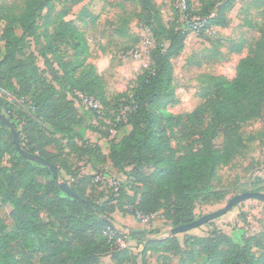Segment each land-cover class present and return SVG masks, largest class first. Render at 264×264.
<instances>
[{
    "label": "trees",
    "instance_id": "obj_1",
    "mask_svg": "<svg viewBox=\"0 0 264 264\" xmlns=\"http://www.w3.org/2000/svg\"><path fill=\"white\" fill-rule=\"evenodd\" d=\"M80 1L23 0L17 13L10 7L0 8V91L16 100L27 98L30 108L13 113L15 104L0 96V114L16 129L24 151L54 165L60 181L66 182L61 172L73 178L68 186L79 197L62 191L49 168L22 157L9 129L0 122V207H11L10 230L0 217V264H32L34 260L38 264H100L103 255H109L114 264H135L137 255L120 246L118 239L135 240L142 245L143 255L151 251L159 255L158 261H168L161 256L175 254L182 258L180 264H264V229L243 234L240 243L217 228L203 236L184 235L180 243L177 236L159 238L156 231L126 236L110 217L114 211L149 219L159 215L174 228L195 220L197 203L223 200L224 194L212 184L217 170L240 157L255 140L245 136L242 127L264 119V20L253 26L259 36L237 62L235 76L199 75L201 102L192 111L175 115L168 111L177 103L171 60L184 50L191 32L187 22L176 18L165 23L153 0H135L136 18L149 31L153 47L130 92L109 99L95 66L86 64L90 52L84 33L74 22L65 21L71 5ZM234 2L213 0L194 13L191 0H185L186 14L188 19H200L199 36H205L211 27L227 26V12ZM57 5L62 9L55 15ZM28 39L35 46L42 39L37 55L44 59L45 71L38 68ZM62 47L70 53H63ZM239 51L237 47L235 52ZM74 92L97 101L100 113H79ZM86 118L98 126L82 127ZM19 119H23L21 129ZM104 121L116 131L126 126L130 130L119 140L109 139L110 126ZM100 126L107 127V132ZM86 130L108 140L106 155L84 138ZM218 138L220 147L215 144ZM73 158L94 172L105 166L118 174L127 172L125 183L119 184L117 192L110 188L113 197L95 204L85 197L89 178L74 175ZM262 191L253 186L242 193Z\"/></svg>",
    "mask_w": 264,
    "mask_h": 264
},
{
    "label": "rangeland",
    "instance_id": "obj_2",
    "mask_svg": "<svg viewBox=\"0 0 264 264\" xmlns=\"http://www.w3.org/2000/svg\"><path fill=\"white\" fill-rule=\"evenodd\" d=\"M153 1L165 23L174 21L177 18L179 23L184 24L185 17L176 8L177 0ZM210 1L213 0H191V11L199 13L201 6L208 4ZM22 4L23 0H0V8L10 7L16 13ZM69 5L71 3L65 4L66 7H69ZM61 9L62 5H57L55 15ZM214 11L215 8L212 9V12ZM138 13L139 7L135 0H81L76 5H71L65 17V21L74 22L77 28L84 33L90 52L86 64L95 66L105 85V92L109 99L119 93L130 92L136 75L147 62L145 58L147 53L153 47V43H147L151 35L136 18ZM227 18L228 24L226 27L220 29L211 27L207 29L208 32L205 33V36H195V34L188 33L184 42L183 53L175 60L174 81L176 89L174 93H176L179 104L168 108L169 112L175 115L190 112L201 102L198 97L199 86L197 84L199 75L213 74L228 79L235 76L237 62L246 56L248 46L259 36L253 26H257L264 20V0H235L231 9L227 12ZM16 33L20 35V30L17 29ZM121 34H124V36H121ZM28 40L31 42L32 49L37 56L36 64L38 68L45 71L44 59L37 55L42 45V39H39V44L36 46L33 39ZM237 47H240L239 52H235ZM136 49H139L142 53L139 58H135L133 55L132 51ZM62 51L63 53H70L64 47H62ZM0 96L9 103L15 104L16 107L13 113L18 108H21L24 112H28L30 109L26 105L28 104L27 98L16 100L6 91H0ZM73 100L75 102L76 99ZM75 105L79 113L84 114L86 112L76 102ZM19 121L20 128L23 119H19ZM91 122L94 121L86 118V122L82 127ZM96 123L95 121V125ZM104 123L107 124L108 122L104 121ZM109 126V139H120L126 133L125 127L116 131L113 125L109 124ZM111 129L114 131L110 132ZM100 130L107 132V127L100 126ZM242 132L245 136H254L255 140L246 145L240 157L235 158L228 166L219 168L217 170L218 178L212 183L215 191L224 194L223 200L212 205L197 203L194 209L195 220L222 208L230 198L241 194L242 190H250L253 186L264 189V137L258 136V134L264 133V119L259 118L246 124L242 127ZM89 139L92 143H96V135L91 134ZM215 144L220 147L221 138H218ZM107 145V140H102L101 148L104 152L107 150ZM171 146L176 148L173 141ZM70 163L76 177L79 175L89 178L84 184L86 187L85 197L95 204H101V201L113 197L111 187L107 184V178H116L119 184H122L125 183L127 177V172L118 174L111 171L108 166L94 172L87 164L84 165V162L77 161L76 158L71 159ZM125 171H128V169ZM61 173L68 185L73 183V178L70 175L68 176L64 172ZM104 178H106V181L103 180ZM124 189L126 188L124 187ZM128 195L132 196L133 192L130 191ZM122 203H125V200ZM10 210V206L0 207V217L9 230L11 228ZM110 217L115 228L123 233L130 230L156 231L158 232L157 236L161 237L171 228L165 224L159 215L150 218L147 222L120 211H114ZM216 228L231 235L237 242L241 241L240 236L243 234H251L256 231V228L258 231L263 230V203L254 199L242 201L222 217L180 234L177 239L181 243L184 235H202L203 233H210ZM122 241L131 249L133 254L137 255L135 264H180V259H182L180 256L172 254L161 256L168 258V261L165 259L158 261L157 257L159 255L156 253L150 251L143 255L142 245L135 240L126 239ZM99 263L114 264L109 255L101 256ZM32 264H38L37 260H34Z\"/></svg>",
    "mask_w": 264,
    "mask_h": 264
},
{
    "label": "water",
    "instance_id": "obj_3",
    "mask_svg": "<svg viewBox=\"0 0 264 264\" xmlns=\"http://www.w3.org/2000/svg\"><path fill=\"white\" fill-rule=\"evenodd\" d=\"M0 122L9 129V132H10V134L12 136V140H13V143L15 145V148H16V150L19 152V154L22 157H24V158H26V159H28L30 161H34L36 163H39V164L49 168V170L54 175V177H55V179L57 181L58 187L62 191H64L66 194L79 199L78 195L74 191H72L70 189V187L68 186V184L66 182L59 180V172H58L57 168L54 165H52L51 163L45 161L44 159H42L38 155L29 154V153H27L26 151H24L22 149V147L20 145V142H19V139H18V134H17L16 129L13 127V125L10 123V121L3 114H0ZM249 199H256V200L261 201V202L264 203V193H260V192H244V193L235 195L232 198H230L222 208H220V209H218L216 211H213L211 213H208L206 215H203V216L199 217L198 219H196V220H194V221H192L190 223H187V224H184V225H181V226H178V227L170 228V229H168L166 231L164 236H161L159 238L175 237V236H178L180 234L189 232V231H191L193 229L199 228V227L205 225L208 222H211L213 220H216V219L222 217L223 215L228 213L233 207L237 206L242 201L249 200ZM102 219L105 222L109 223V220H108L107 217H102ZM135 233L136 234L137 233H142V231H132V230H130V231L124 233V234L126 236H129V235H132V234H135Z\"/></svg>",
    "mask_w": 264,
    "mask_h": 264
},
{
    "label": "built area",
    "instance_id": "obj_4",
    "mask_svg": "<svg viewBox=\"0 0 264 264\" xmlns=\"http://www.w3.org/2000/svg\"><path fill=\"white\" fill-rule=\"evenodd\" d=\"M176 4H177V6H176L177 10H179L181 15H184L185 21L187 22L188 27L191 29L190 33L195 34V36H199V30L202 27V22L200 21V19H198L196 17H194L192 19H188L187 14H186L185 0H177ZM206 32H208V31L206 30L205 33ZM148 42L153 43L151 37L148 39L147 43ZM132 52H133V55L135 58H139L142 56V53L140 52L139 49H136ZM145 58L147 60L148 53H147ZM146 63L143 65L144 67L146 66ZM73 99H76L75 102L78 104V106L80 108H83L85 111H92L93 110V111H96L97 113H100V111L102 110L100 104L97 101H95L92 98L87 97V96H85L79 92H74ZM113 128H114V126H113ZM114 130L111 129L110 132H112ZM98 178L100 179V177H98ZM106 178H104L103 180L106 181ZM100 181H102V180H100ZM107 184H109V186L111 188H113L114 192H117L118 187H119V181L116 178H110V179L107 178ZM135 217H137L139 220H142L143 222H147L149 220L148 217H143L140 214H136ZM117 243H119L120 246L125 245V243L121 239H118Z\"/></svg>",
    "mask_w": 264,
    "mask_h": 264
},
{
    "label": "crops",
    "instance_id": "obj_5",
    "mask_svg": "<svg viewBox=\"0 0 264 264\" xmlns=\"http://www.w3.org/2000/svg\"><path fill=\"white\" fill-rule=\"evenodd\" d=\"M183 53V52H182ZM181 56V54L179 55V56H177V57H174V58H172V60H171V62H172V65H173V75L175 76V60H177L179 57ZM174 85H175V81H174ZM175 89H176V87H175ZM175 91V90H174ZM176 94V93H175ZM176 99H177V103L175 104V105H178L179 104V100H178V98L176 97ZM75 107L77 108V106L75 105ZM169 110V109H168ZM91 124H95V121L94 122H91ZM123 129V128H122ZM125 130H126V133H128L129 132V130H130V128L128 127V126H126L125 127ZM125 133V134H126ZM91 134H94V135H96V143H92V141L90 140H88V138H90V135ZM124 134V135H125ZM85 139H87V141L89 142V143H91V144H96V145H98L100 148H101V142H102V140H107V139H105V138H103L100 134H97V133H92V132H89L88 130H86L85 131V137H84ZM117 140H119V139H117ZM107 142H108V140H107ZM108 145H109V143H108ZM107 145V150H106V152H104L103 150H102V148H101V152H102V154H104V155H106L107 153H108V146ZM88 167H90L89 165H87ZM91 168V167H90ZM92 170V169H91ZM220 230V229H219ZM220 231H222V230H220ZM223 232V231H222ZM224 234H226V235H228L229 237H231L232 239H233V237L231 236V235H229V234H227V233H225V232H223ZM257 233H259V231L257 230V228H256V231H253L250 235H254V234H257ZM203 235H205V233H203L202 235H194V236H203ZM242 236V235H241ZM241 236H240V239H241ZM234 240V239H233ZM234 242H236V243H240V242H237L236 240H234Z\"/></svg>",
    "mask_w": 264,
    "mask_h": 264
}]
</instances>
